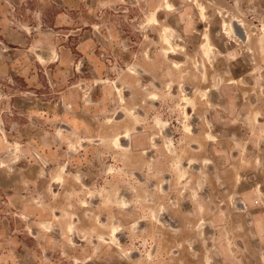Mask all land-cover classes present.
<instances>
[{"label":"rangeland","instance_id":"rangeland-1","mask_svg":"<svg viewBox=\"0 0 264 264\" xmlns=\"http://www.w3.org/2000/svg\"><path fill=\"white\" fill-rule=\"evenodd\" d=\"M164 1L0 0V264H264V0Z\"/></svg>","mask_w":264,"mask_h":264},{"label":"bare ground","instance_id":"bare-ground-1","mask_svg":"<svg viewBox=\"0 0 264 264\" xmlns=\"http://www.w3.org/2000/svg\"><path fill=\"white\" fill-rule=\"evenodd\" d=\"M190 1V0H189ZM198 1V0H197ZM165 3H164V7L162 8V10L163 11H165V12H172L173 10H174V8L172 7V5L170 4V3H168V0H165L164 1ZM196 4V3H195ZM197 5V4H196ZM199 5V4H198ZM197 8V7H196ZM205 9L206 8H204L202 5H199V7H198V11H199V13H200V16L202 17V18H205ZM160 10H161V8H160ZM150 23H152V24H154V25H158V22L154 19V18H150ZM222 29H224V34H227L228 36L230 35V36H232V35H234V36H237V34H236V29H235V23L233 24V22L232 23H227L226 21H222ZM244 28V27H243ZM170 31H172V30H170V28L168 29V28H164V34H165V36L163 37V43L166 45V46H169V48H170V50H168V51H166L167 52V54H171V53H173V51H172V46H171V43H170V39L166 36V33H168V32H170ZM163 32V31H162ZM174 34V33H173ZM246 34V33H245ZM227 37V36H226ZM209 38H211V37H208L207 35H204L203 36V38H202V40H203V43L201 44V46H200V51H201V53H202V55H203V57L205 58V59H207V60H210V58H211V54L213 53V50H214V48L211 46V44H210V39ZM229 38V37H228ZM238 38H240V37H238ZM240 40V39H239ZM245 41V38L244 37H242V42H244ZM175 48V47H174ZM166 50V49H165ZM203 62V61H202ZM203 64V63H202ZM180 65V64H179ZM177 66V65H176ZM182 66V65H181ZM180 66V67H181ZM175 67V66H174ZM179 67V68H180ZM187 100V99H186ZM188 107V104L186 105V107L185 108H187ZM189 129V127H187V130ZM124 137H127V134H125L122 138H124ZM117 141V144H119V140L117 139L116 140Z\"/></svg>","mask_w":264,"mask_h":264},{"label":"crops","instance_id":"crops-1","mask_svg":"<svg viewBox=\"0 0 264 264\" xmlns=\"http://www.w3.org/2000/svg\"><path fill=\"white\" fill-rule=\"evenodd\" d=\"M203 38V37H202ZM187 108H190V106L188 105V107Z\"/></svg>","mask_w":264,"mask_h":264}]
</instances>
